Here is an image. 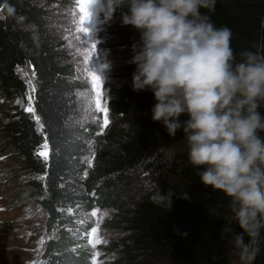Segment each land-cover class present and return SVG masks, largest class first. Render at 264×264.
I'll return each mask as SVG.
<instances>
[{
  "label": "trees",
  "instance_id": "obj_1",
  "mask_svg": "<svg viewBox=\"0 0 264 264\" xmlns=\"http://www.w3.org/2000/svg\"><path fill=\"white\" fill-rule=\"evenodd\" d=\"M201 11L217 27L231 29L238 62L242 52L264 56V0H217L214 12ZM0 16V112L4 114L0 134L32 177L29 183L34 195L50 219L58 220L61 210L77 199L84 201L86 210L96 204L114 206L129 174L141 170L149 179L144 197L137 200L130 217L120 216L130 232L123 251L126 264H229L232 260L242 264L231 243L233 234L241 229L233 221L227 198L200 183L197 169L188 162L183 131L170 138L161 123L152 121L154 96L151 91L132 90L136 66L128 63L130 55L118 65L125 84L115 101L120 124L127 130L116 126L101 139L99 176L106 180L95 195L91 193L96 184L84 196L71 189V178L82 166L86 147L72 122L77 106L74 63L46 26L50 16L40 0H0ZM112 23L130 29L129 46L139 42V32L122 25L119 12ZM26 63L36 82L33 107L42 131L31 112L15 103L17 98L26 101L27 85L18 73ZM45 136L47 160L37 155ZM167 142L171 143L168 149ZM244 240L247 243V236ZM53 247L43 264L88 262L83 248ZM258 247L250 264H264V230Z\"/></svg>",
  "mask_w": 264,
  "mask_h": 264
},
{
  "label": "clouds",
  "instance_id": "obj_2",
  "mask_svg": "<svg viewBox=\"0 0 264 264\" xmlns=\"http://www.w3.org/2000/svg\"><path fill=\"white\" fill-rule=\"evenodd\" d=\"M216 3L92 0L90 11L105 24L119 12L139 32L128 61L136 66L132 90L153 93L151 119L170 138L183 131L189 164L205 188L227 198L241 229L231 243L250 264L264 230V56L247 51L237 61L231 29L201 11Z\"/></svg>",
  "mask_w": 264,
  "mask_h": 264
},
{
  "label": "rangeland",
  "instance_id": "obj_3",
  "mask_svg": "<svg viewBox=\"0 0 264 264\" xmlns=\"http://www.w3.org/2000/svg\"><path fill=\"white\" fill-rule=\"evenodd\" d=\"M40 2L45 5L50 16L46 26L56 37L60 50L71 57L75 67L72 83L75 86L77 106L72 122L86 147L82 166L75 177L71 178L70 187L84 196L89 192V187L96 184L97 189L91 193L95 195L106 180L99 176L102 165L101 139L109 136L116 126L127 130L120 124L115 101L118 90L125 84L118 65L123 63L127 55H130V59L133 56L132 47L129 46L130 29L114 25L112 21L102 23V15L92 16L90 35L97 42V55L90 62L87 59L90 45L85 47L87 44L83 43L89 37L79 31L81 13L78 0ZM106 64L110 67L105 68ZM91 67L104 81L101 103L108 106L109 123L103 131L100 126L103 112H87L83 103L86 97L81 95L87 93L95 96L91 87V73L87 71ZM18 73L27 85L26 101L20 104L26 109L29 106V95L33 97L34 94L27 81L30 80L35 89L36 82L28 63L20 66ZM31 106L33 107V99ZM31 114L33 117L37 116L35 113ZM3 120L4 114L0 112V122ZM38 126L40 127V123ZM170 144L166 143L167 149ZM43 151L45 149L41 147L39 152ZM146 175L141 170L129 174L124 182V192L117 197L112 207L96 204L86 210L84 201L77 199L71 206L61 210L60 218L53 221L34 195L29 183L32 177L23 170L13 151L4 145L0 134V264H43L44 258L52 253L51 249L56 244L64 247L68 245L70 249L87 250V264H93V260L96 264H126L123 251L130 232L125 224H121L120 216L130 217V211L135 209L137 200L144 197L149 181ZM93 212L96 213L95 216L92 215ZM94 228L97 229L96 233L92 231ZM97 237L103 242L93 248L91 241ZM229 264L240 263L232 260Z\"/></svg>",
  "mask_w": 264,
  "mask_h": 264
},
{
  "label": "snow or ice",
  "instance_id": "obj_4",
  "mask_svg": "<svg viewBox=\"0 0 264 264\" xmlns=\"http://www.w3.org/2000/svg\"><path fill=\"white\" fill-rule=\"evenodd\" d=\"M79 3V11L81 13V18H80V27H79V31L83 34H85V36H88V40L85 41L83 40L84 45L87 44L88 47L90 45V51L88 53V61L91 62L92 58L94 56L97 55V42L94 41L91 38L90 32L92 31L91 27H89V25L91 24L92 21V13L90 11V5L92 3V0H78ZM3 17L0 16V19H2ZM21 19H23L21 17ZM88 72L91 73V87L95 92V96H91L87 93L81 94L83 96L86 97V99L83 101V103L85 104V107L87 109V112L89 113H101L103 112L104 116L102 121H100V126H101V131H103V129L105 127H107L109 121H108V106L106 103L102 104L101 103V97L103 95L102 92V88H103V83L104 81L102 80L101 76L97 75L95 72V69L93 67L87 69ZM34 75V74H33ZM27 83L29 84L31 91L35 92V86L32 84V82L29 80L27 81ZM33 97L31 95H29V106L25 109L28 112H32L35 113V109L34 107L31 106V102H32ZM16 104H21L22 101L21 99L17 98L15 101ZM37 121V123H40V118L38 116L34 117ZM93 119L95 120V117H93ZM40 129L41 131L43 130V125H40ZM42 147L45 149V151L43 152H37L38 157L39 156H43V158L45 160L48 159V143H47V137L45 136V142L42 145ZM94 155V154H93ZM87 159V158H86ZM91 166V163L89 162V167ZM85 175H87V173H85ZM93 216L96 215L95 212L92 213ZM93 233L97 232V229H92ZM103 241H101L98 237L96 239H94L93 241H91L92 243V247L95 248V246L99 243H102ZM41 243H43V241H41ZM96 255H99V253H97ZM93 264H96L95 260H93Z\"/></svg>",
  "mask_w": 264,
  "mask_h": 264
}]
</instances>
